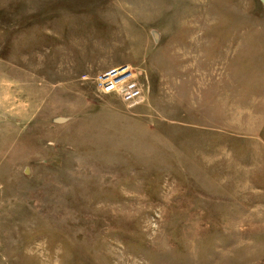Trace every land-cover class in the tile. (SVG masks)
Returning a JSON list of instances; mask_svg holds the SVG:
<instances>
[{"label": "rangeland", "instance_id": "374dc122", "mask_svg": "<svg viewBox=\"0 0 264 264\" xmlns=\"http://www.w3.org/2000/svg\"><path fill=\"white\" fill-rule=\"evenodd\" d=\"M0 264H264L259 0H0Z\"/></svg>", "mask_w": 264, "mask_h": 264}, {"label": "built area", "instance_id": "2783aa9c", "mask_svg": "<svg viewBox=\"0 0 264 264\" xmlns=\"http://www.w3.org/2000/svg\"><path fill=\"white\" fill-rule=\"evenodd\" d=\"M119 73L116 74V72H112L111 74L107 75L105 77V80L102 83V88L107 90L110 89V87L112 88L116 82H114V77H116ZM110 76H113L112 78H110ZM110 78V79H109ZM124 79L127 77H123Z\"/></svg>", "mask_w": 264, "mask_h": 264}, {"label": "water", "instance_id": "95a60500", "mask_svg": "<svg viewBox=\"0 0 264 264\" xmlns=\"http://www.w3.org/2000/svg\"><path fill=\"white\" fill-rule=\"evenodd\" d=\"M259 1H260L261 4L264 6V0H259ZM57 122H58V123H64V122H66V119H64V118H60V119L57 120Z\"/></svg>", "mask_w": 264, "mask_h": 264}]
</instances>
